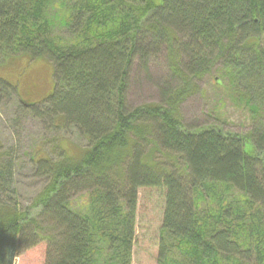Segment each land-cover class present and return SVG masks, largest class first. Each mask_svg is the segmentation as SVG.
<instances>
[{"label":"trees","instance_id":"16d2710c","mask_svg":"<svg viewBox=\"0 0 264 264\" xmlns=\"http://www.w3.org/2000/svg\"><path fill=\"white\" fill-rule=\"evenodd\" d=\"M263 36L264 0H0V61L54 68L53 92L21 104L88 139L73 153L57 143L56 159L31 155L47 183L26 211L11 202L12 154L0 153V264L41 240L45 264H132L149 187L165 188L159 264H264ZM162 51L175 83L165 103L128 107L134 61L147 73ZM216 63L256 115L248 134L183 122L181 103ZM14 93L0 78V99Z\"/></svg>","mask_w":264,"mask_h":264},{"label":"rangeland","instance_id":"374dc122","mask_svg":"<svg viewBox=\"0 0 264 264\" xmlns=\"http://www.w3.org/2000/svg\"><path fill=\"white\" fill-rule=\"evenodd\" d=\"M162 4L164 0H154ZM264 43V36L262 38ZM150 63L146 73L136 59L130 74L127 105L130 108L151 103H165L164 94L173 80L167 66L166 52H160ZM220 65L194 80L196 91L180 105L184 124L188 128L219 126L224 131L248 134L254 128L256 115L230 87L229 81L219 74ZM0 78L16 86L10 99H0V153L10 152L14 161L12 205L19 211L31 208L33 200L47 183L45 177L34 170L30 159L35 152L50 154L60 143L69 153L74 148H85L87 137L74 126L49 123L33 115L21 101L40 103L55 87L54 68L47 58L31 59L27 55L0 61ZM172 83V84H171ZM85 191L73 195L71 201L78 205ZM165 209V188H141L136 210L135 240L132 264H159V246ZM34 215L35 211L31 210ZM47 240L18 251L13 264H45Z\"/></svg>","mask_w":264,"mask_h":264}]
</instances>
